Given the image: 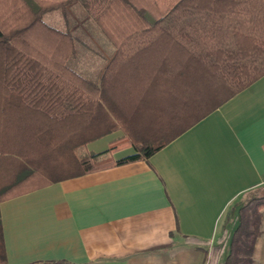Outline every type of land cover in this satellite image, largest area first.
Returning a JSON list of instances; mask_svg holds the SVG:
<instances>
[{
  "label": "trees",
  "instance_id": "trees-1",
  "mask_svg": "<svg viewBox=\"0 0 264 264\" xmlns=\"http://www.w3.org/2000/svg\"><path fill=\"white\" fill-rule=\"evenodd\" d=\"M74 3L116 48L100 82L73 66L82 42L69 24L44 21L49 12L66 16ZM262 76L264 0H0V203L149 159ZM120 129L125 134L107 150L87 149ZM128 147L135 152L114 158ZM260 190L228 211L216 242L187 241L210 245V263L255 264ZM0 264H10L1 212Z\"/></svg>",
  "mask_w": 264,
  "mask_h": 264
},
{
  "label": "crops",
  "instance_id": "crops-1",
  "mask_svg": "<svg viewBox=\"0 0 264 264\" xmlns=\"http://www.w3.org/2000/svg\"><path fill=\"white\" fill-rule=\"evenodd\" d=\"M47 14V24L66 30L62 12L58 21L46 18ZM103 36L107 43L101 39L91 54L97 60L102 57V65L96 62L87 68L75 67L97 82L116 54L114 44ZM131 121L138 125L139 118ZM145 125L141 124L139 134L149 131ZM124 134L120 129L89 143L87 149L105 151ZM134 152V147H128L114 157ZM261 186L264 76L149 159L66 179L2 201L8 261L213 264L207 252L210 245L188 242L187 238L216 242L228 211L246 192ZM237 223L228 224L231 234ZM252 258L255 264H264V223Z\"/></svg>",
  "mask_w": 264,
  "mask_h": 264
},
{
  "label": "rangeland",
  "instance_id": "rangeland-1",
  "mask_svg": "<svg viewBox=\"0 0 264 264\" xmlns=\"http://www.w3.org/2000/svg\"><path fill=\"white\" fill-rule=\"evenodd\" d=\"M59 13L60 11L48 13L46 18L51 16V18L55 19V21H58L61 18V15H59ZM66 17L67 23L79 36L82 42L79 56L72 61L73 66L77 67L79 64L83 68H87L88 64L94 63L95 65L96 62L98 63V66L99 64L102 65L103 58L99 57V59L97 60L96 58L94 59L91 54H93V49L96 48L97 44H99L100 41L103 40L105 43L106 40L102 38V36L104 35L102 32L103 30L89 15H87L85 10L78 3H74L73 5L68 7ZM256 194L264 195V190H260Z\"/></svg>",
  "mask_w": 264,
  "mask_h": 264
}]
</instances>
